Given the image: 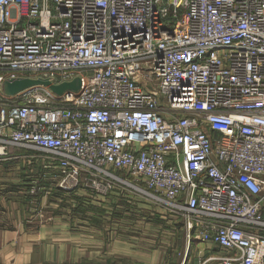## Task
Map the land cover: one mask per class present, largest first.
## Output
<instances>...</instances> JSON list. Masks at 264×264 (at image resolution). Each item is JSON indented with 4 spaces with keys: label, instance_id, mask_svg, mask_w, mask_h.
<instances>
[{
    "label": "built area",
    "instance_id": "built-area-1",
    "mask_svg": "<svg viewBox=\"0 0 264 264\" xmlns=\"http://www.w3.org/2000/svg\"><path fill=\"white\" fill-rule=\"evenodd\" d=\"M19 76L82 83L3 92ZM0 87V156L264 264V0H0Z\"/></svg>",
    "mask_w": 264,
    "mask_h": 264
},
{
    "label": "crops",
    "instance_id": "crops-1",
    "mask_svg": "<svg viewBox=\"0 0 264 264\" xmlns=\"http://www.w3.org/2000/svg\"><path fill=\"white\" fill-rule=\"evenodd\" d=\"M7 174L10 172L0 171L1 177ZM15 174L19 176L20 170ZM40 196L42 203L49 201V207L54 208L48 217L36 223L25 217L10 224L0 219V264H122L124 257L133 258V264H185L189 256L183 236L177 237L174 248L176 239H172L171 227L181 226L180 221L153 213L150 205H138L146 208L143 215L118 218L116 211L120 210L111 207L113 200H95L85 193L57 188L43 191ZM57 196L62 198L54 201ZM127 203L130 202H124L125 207L131 205ZM105 209L113 210L115 216L102 214ZM85 210L89 211L81 212ZM106 212L112 215V211ZM99 215L105 218L96 217ZM196 245L201 247L198 254L203 255L205 244ZM212 249L206 250L214 254L209 259L218 255V249Z\"/></svg>",
    "mask_w": 264,
    "mask_h": 264
},
{
    "label": "rangeland",
    "instance_id": "rangeland-1",
    "mask_svg": "<svg viewBox=\"0 0 264 264\" xmlns=\"http://www.w3.org/2000/svg\"><path fill=\"white\" fill-rule=\"evenodd\" d=\"M1 90V87H0ZM26 153H33L29 151L28 149L21 148V147H15L12 148L9 152L7 157L0 156V171H8L10 174L4 175V177L0 176V219L7 221L8 224L12 222V220L20 218H27L31 223H36L39 220L44 219L45 217H48L49 211L54 210L53 206L49 207V201L47 203L41 202V193L43 191L48 190H54L56 189L54 185H52L51 178L48 177V171H46V174L44 175V168L42 166L41 160H37L36 157H21V154ZM20 170L19 176L15 174V172ZM35 181V182H33ZM33 184H36V192L31 195L29 193V190L31 191V186ZM58 195V193H56ZM4 195V197H3ZM58 199H55L54 201H58L60 196H57ZM109 198V199H108ZM107 202L108 200H113V205L111 207H115V209H119L120 211H116V214L118 218H126V217H137L136 215H143L146 213V208L141 205V208H139V204L146 203L143 199H135L134 202H130L127 204H131L130 206H124V202H127L126 199H123L121 196L113 193L108 195L104 198ZM128 199V198H127ZM41 202V203H40ZM103 202V203H105ZM77 207H78V202ZM120 204V205H117ZM67 203H65L64 206H66ZM91 206V205H90ZM89 208H92L90 207ZM61 207V204H59L58 208ZM83 207V206H81ZM80 210V209H76ZM108 210L109 212L112 211V215L108 214L106 212ZM89 210L81 211L82 213H87ZM115 212L111 209H105V211L102 212V214L106 216H115ZM8 217H11L13 219H9ZM96 217H103L104 216H96ZM173 217V216H172ZM94 219V215H93ZM175 219V218H174ZM180 221V220H178ZM181 223V221H180ZM182 226V223H181ZM180 225H174V228L171 227L172 232V239H176V243L174 248H176L177 244V237L183 236L184 240L187 242V245H189L186 232ZM197 241L191 242V245L189 247V256L186 259L185 264H219L218 260L215 259H209L210 255H214L212 252H207L206 250L212 249V248H206V246L202 245L203 255L198 254L199 249L201 247H198ZM186 245V244H185ZM216 248V246L214 247ZM214 250V249H212ZM218 255L224 254L226 252V249L224 248H218ZM182 254V252H181ZM201 255V256H199ZM133 257V256H132ZM199 257V258H198ZM172 260V259H171ZM176 263V262H175ZM122 264H133V258L130 257H124L122 258ZM172 264V263H171Z\"/></svg>",
    "mask_w": 264,
    "mask_h": 264
},
{
    "label": "water",
    "instance_id": "water-1",
    "mask_svg": "<svg viewBox=\"0 0 264 264\" xmlns=\"http://www.w3.org/2000/svg\"><path fill=\"white\" fill-rule=\"evenodd\" d=\"M81 83L82 80L79 76L61 83H53L49 78L44 77L19 76L5 79L2 83V90L6 94L13 95L33 86L47 85L55 93L61 94L67 89H79Z\"/></svg>",
    "mask_w": 264,
    "mask_h": 264
},
{
    "label": "trees",
    "instance_id": "trees-1",
    "mask_svg": "<svg viewBox=\"0 0 264 264\" xmlns=\"http://www.w3.org/2000/svg\"><path fill=\"white\" fill-rule=\"evenodd\" d=\"M220 248V246L216 245V249Z\"/></svg>",
    "mask_w": 264,
    "mask_h": 264
}]
</instances>
